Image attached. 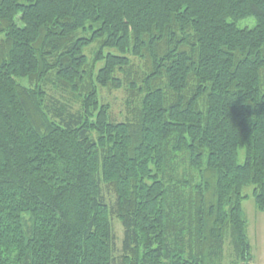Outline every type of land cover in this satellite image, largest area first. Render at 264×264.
Here are the masks:
<instances>
[{"label":"trees","instance_id":"1","mask_svg":"<svg viewBox=\"0 0 264 264\" xmlns=\"http://www.w3.org/2000/svg\"><path fill=\"white\" fill-rule=\"evenodd\" d=\"M246 186L264 211V0H0V264H112L111 215L121 264H250Z\"/></svg>","mask_w":264,"mask_h":264},{"label":"rangeland","instance_id":"2","mask_svg":"<svg viewBox=\"0 0 264 264\" xmlns=\"http://www.w3.org/2000/svg\"><path fill=\"white\" fill-rule=\"evenodd\" d=\"M254 19L248 18L243 19L237 23V26L251 28L254 26ZM95 45L85 48L84 52L88 59L90 60L93 56ZM134 62L139 63L138 60L132 59ZM100 64H98L99 66ZM55 98L60 99V101L65 102L67 99L66 95L62 91H56L54 93ZM100 99L110 105L111 116L116 120H123L127 116L130 117L133 114L135 108H137L136 101L132 104L127 105L128 91L125 86L119 89H101ZM243 151L240 152L239 161H242ZM244 194L247 198L242 201V211L246 220V235L250 247V264H264V211H260L256 208L254 199L252 197V186H246L244 189ZM103 198L109 206H112L115 202L114 193L109 190L105 185H102ZM112 230L114 235L113 242V261L112 264H121V240L123 237V228L120 222L111 215ZM226 239V238H225ZM234 257L232 256V250L230 242L224 240L223 243V254L218 264H234Z\"/></svg>","mask_w":264,"mask_h":264}]
</instances>
